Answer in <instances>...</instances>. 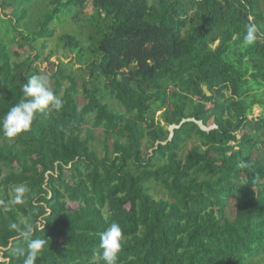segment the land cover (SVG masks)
I'll use <instances>...</instances> for the list:
<instances>
[{
  "label": "trees",
  "instance_id": "trees-1",
  "mask_svg": "<svg viewBox=\"0 0 264 264\" xmlns=\"http://www.w3.org/2000/svg\"><path fill=\"white\" fill-rule=\"evenodd\" d=\"M263 22L256 0H0V121L44 77L52 24L88 33L56 43L79 74L43 58L63 109L15 138L0 129V264L25 258L12 223L47 240L36 264H104L94 253L113 222L117 264H264Z\"/></svg>",
  "mask_w": 264,
  "mask_h": 264
},
{
  "label": "clouds",
  "instance_id": "clouds-1",
  "mask_svg": "<svg viewBox=\"0 0 264 264\" xmlns=\"http://www.w3.org/2000/svg\"><path fill=\"white\" fill-rule=\"evenodd\" d=\"M256 32L255 24L246 25L244 42L246 44L254 43ZM22 93L23 97L19 103L12 106L4 115L2 121H0V129H2L3 135L7 138H15L21 133L28 132L37 114L46 115L50 108L59 112L64 107V101L53 93L48 87L46 79L40 75L30 76L27 83L22 85ZM27 191L28 188L26 186L17 187L13 203L22 204ZM7 210V206H4V211ZM10 228L15 230L18 233V238L22 239L26 244V247L14 248L13 254L25 257L23 264H36L37 259L46 250L47 240L34 238L37 228L33 224H25L21 228L16 223H12ZM43 230L44 222L39 225V231L43 232ZM123 240L124 236L121 226L116 222L111 223L110 226L100 233L99 251L94 253V255L98 257V260H102L104 264H117Z\"/></svg>",
  "mask_w": 264,
  "mask_h": 264
},
{
  "label": "rangeland",
  "instance_id": "rangeland-1",
  "mask_svg": "<svg viewBox=\"0 0 264 264\" xmlns=\"http://www.w3.org/2000/svg\"><path fill=\"white\" fill-rule=\"evenodd\" d=\"M256 5H257L259 11H261V13H264V0H256ZM262 24L264 26V22ZM52 27L55 29L54 36L47 39L46 47H45V49L42 50V57L40 60L36 61L34 65L39 68L40 72L43 73V76L46 79V75L44 73L50 74L51 73L50 70L53 69V66L51 67L48 62L43 60V58H45V56L48 53L53 52V55L49 58L50 63H52L53 65H57L58 60H60L61 62L65 63V64L72 61L73 66L68 67V71H73V72H75V74H79L80 73L79 69H81V66L77 65L74 62V54L69 53L68 50L63 46V43H61V45H59V47L56 48V43L59 39V36H60L59 34H62V31L65 32L66 28H68L67 31H72L73 33L81 34L80 36H78V38L82 41L83 46H86V45H88V42H87L88 41V38H87L88 33L86 32V29L82 28L80 26V24H73V23H71L70 25H66V26L65 25L57 26L58 28L56 26H54V24H52ZM39 44H40V42H39ZM21 52L29 53V50H26V48H25V52L24 51H21ZM85 77L87 79L86 75H85ZM49 83H50V81L47 84H49ZM48 87H49V85H48ZM78 99L81 102L80 92H79ZM107 103L109 104L110 107H113L115 110H119V107L117 106V104L114 100L109 99V100H107ZM259 114H260V110L256 106H254V108L252 110V117L257 118ZM249 119H251V116H249ZM156 121L159 122L161 124V126L165 127V124L161 120V113H159V112L156 114ZM213 127H214V125H213L212 121H209L208 122V128H213ZM187 148H189V145L187 146ZM153 194L156 198L165 197V194L161 189L157 190ZM68 205L70 207H74L73 204L69 203ZM226 211L233 212V206L230 205Z\"/></svg>",
  "mask_w": 264,
  "mask_h": 264
},
{
  "label": "water",
  "instance_id": "water-1",
  "mask_svg": "<svg viewBox=\"0 0 264 264\" xmlns=\"http://www.w3.org/2000/svg\"><path fill=\"white\" fill-rule=\"evenodd\" d=\"M185 121H193V120H184L183 122H185ZM182 122V123H183ZM193 122H195L198 126H199V128L201 129V130H203V131H206V132H208V131H210L212 128H208V127H204L202 124H201V122H197V121H193ZM178 127H176V126H171V127H169V129H168V131L170 132V137L172 136V132H173V130L174 129H177ZM169 137V138H170Z\"/></svg>",
  "mask_w": 264,
  "mask_h": 264
}]
</instances>
